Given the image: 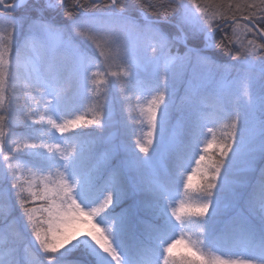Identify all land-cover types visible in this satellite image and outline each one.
I'll list each match as a JSON object with an SVG mask.
<instances>
[{"label": "snow or ice", "instance_id": "1", "mask_svg": "<svg viewBox=\"0 0 264 264\" xmlns=\"http://www.w3.org/2000/svg\"><path fill=\"white\" fill-rule=\"evenodd\" d=\"M0 222V264H264V0H0Z\"/></svg>", "mask_w": 264, "mask_h": 264}, {"label": "trees", "instance_id": "2", "mask_svg": "<svg viewBox=\"0 0 264 264\" xmlns=\"http://www.w3.org/2000/svg\"><path fill=\"white\" fill-rule=\"evenodd\" d=\"M65 19H66V17H65ZM226 31H228V29H226ZM217 53L222 58L221 59V62H223V63H227L228 61H230L232 59V57L230 55H228L226 53H223L222 50H219L218 49L217 50ZM22 88H23V84L21 82H18L17 85H16L17 95L20 96L21 98L23 96ZM118 94H119L120 100L118 101L117 106H116L117 123H116V128L115 129L116 130L119 129L122 132L123 131L122 123L129 116V106H128V102H127L126 98L124 97L123 93L118 92ZM133 100H135V98H133ZM142 103H143V101H142ZM135 115L137 116V120H136V126H137V128H142V130L145 132V125L144 126H141L140 125V122H139L140 121L139 108L136 109ZM86 127L92 128V127H95V126H86ZM215 131H216L217 137H219L220 135H223L224 134L225 129L222 127V125H217L216 128H215ZM208 137L211 139V136H208ZM134 140H135V137H132V142H134ZM258 176H259V172L257 171L256 179H258ZM250 190L251 189L249 187L247 189V193ZM182 191L183 190L181 189V192ZM191 195H192V193L189 192V196H191ZM223 216H221L220 218H222ZM9 223H11V222L9 221ZM222 229H224L223 228V225H222L221 222H219L218 225H217V230L219 231V230H222ZM2 230H3V223L0 222V232H2ZM139 230H140V225H137V232H139ZM227 238L228 237L222 238V240H221V244L222 245L225 244V242H227V243H234L235 242V238L234 239H233V237H230L229 239H227ZM183 250H184L183 244L177 245V248L175 249L176 252H180V251H183ZM22 252H23V249H22ZM5 253H6V249L0 248V258H2L5 255ZM23 254H24V256L27 257V260L28 261H31L32 255H31V249L30 248L28 249L27 252H23Z\"/></svg>", "mask_w": 264, "mask_h": 264}, {"label": "rangeland", "instance_id": "3", "mask_svg": "<svg viewBox=\"0 0 264 264\" xmlns=\"http://www.w3.org/2000/svg\"><path fill=\"white\" fill-rule=\"evenodd\" d=\"M230 31V30H228ZM90 50L95 53V49L90 48ZM148 74L145 73V76H147ZM119 91L113 90V92L111 93V95L109 97H107L106 99H103L101 101V103H107L111 109L113 110V114H114V120L117 122V114H116V106L118 101L120 100L119 98ZM143 103H146V100H143ZM172 125H173V129L174 130H179L182 127V117L181 114L179 112H173L172 114ZM116 127L107 130V133H115L117 132V130L115 129ZM147 131L146 125H145V132ZM208 139H210L209 137H207ZM206 142V141H205ZM242 168H244L243 165H241ZM258 167L259 165H257V170L255 172H252L251 169H244V172L241 173V175H245L246 178L249 180V183H255L256 182V174L258 171ZM198 182V178L194 177L193 178V184L195 185ZM245 192V195H247V189L243 190ZM225 203L227 204H231V198L230 197H226ZM224 215V216H223ZM222 218H220L219 222L222 223L223 228H225L226 224L228 223L230 217L233 215V210L231 209V207H229L228 209L225 210L224 214H223ZM230 237H228L227 239H229ZM234 239V237H233ZM227 243V242H225ZM179 245V244H178ZM25 259L27 260V257L25 256Z\"/></svg>", "mask_w": 264, "mask_h": 264}]
</instances>
